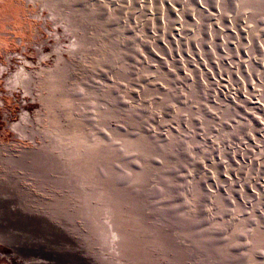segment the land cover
Returning <instances> with one entry per match:
<instances>
[{
	"label": "rangeland",
	"instance_id": "obj_1",
	"mask_svg": "<svg viewBox=\"0 0 264 264\" xmlns=\"http://www.w3.org/2000/svg\"><path fill=\"white\" fill-rule=\"evenodd\" d=\"M0 264H264V0H0Z\"/></svg>",
	"mask_w": 264,
	"mask_h": 264
},
{
	"label": "crops",
	"instance_id": "obj_2",
	"mask_svg": "<svg viewBox=\"0 0 264 264\" xmlns=\"http://www.w3.org/2000/svg\"><path fill=\"white\" fill-rule=\"evenodd\" d=\"M1 63H3L2 61H0ZM0 66L2 67L3 66V64H0ZM1 71V70H0Z\"/></svg>",
	"mask_w": 264,
	"mask_h": 264
}]
</instances>
